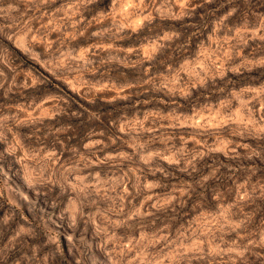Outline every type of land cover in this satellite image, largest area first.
Returning <instances> with one entry per match:
<instances>
[{
  "label": "rangeland",
  "instance_id": "obj_1",
  "mask_svg": "<svg viewBox=\"0 0 264 264\" xmlns=\"http://www.w3.org/2000/svg\"><path fill=\"white\" fill-rule=\"evenodd\" d=\"M0 264H264V0H0Z\"/></svg>",
  "mask_w": 264,
  "mask_h": 264
}]
</instances>
